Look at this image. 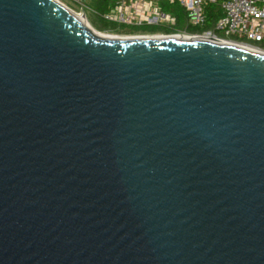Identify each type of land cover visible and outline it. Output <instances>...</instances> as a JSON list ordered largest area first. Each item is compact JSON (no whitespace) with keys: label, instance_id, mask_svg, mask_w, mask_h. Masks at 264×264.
<instances>
[{"label":"water","instance_id":"water-1","mask_svg":"<svg viewBox=\"0 0 264 264\" xmlns=\"http://www.w3.org/2000/svg\"><path fill=\"white\" fill-rule=\"evenodd\" d=\"M0 264H264V51L0 0Z\"/></svg>","mask_w":264,"mask_h":264},{"label":"built area","instance_id":"built-area-1","mask_svg":"<svg viewBox=\"0 0 264 264\" xmlns=\"http://www.w3.org/2000/svg\"><path fill=\"white\" fill-rule=\"evenodd\" d=\"M56 1L90 26L89 15L114 24L154 29L118 34L126 37H206L264 51V0H111L106 11L91 7L88 0ZM209 6H217L223 17L212 28L190 31L189 27H204Z\"/></svg>","mask_w":264,"mask_h":264},{"label":"trees","instance_id":"trees-1","mask_svg":"<svg viewBox=\"0 0 264 264\" xmlns=\"http://www.w3.org/2000/svg\"><path fill=\"white\" fill-rule=\"evenodd\" d=\"M111 0H94L95 3L94 6L98 9H101L102 11H106L107 10V6L109 4ZM208 14H209V18L206 21L204 27L202 28H193V27H189L190 31H197V30H205V29H209L213 27V24L215 23V21L219 20L221 17H223V12L217 7V6H209L208 7ZM92 24V23H91ZM180 24V23H179ZM92 26L94 28H96L99 31H104V29H100L99 27H97L96 25L92 24ZM124 31H115L117 34H130L133 33L131 28H125L123 29ZM142 33L145 32H149L148 28H142L141 29ZM150 30H154V29H150ZM106 31V30H105ZM264 49V46H262Z\"/></svg>","mask_w":264,"mask_h":264},{"label":"rangeland","instance_id":"rangeland-1","mask_svg":"<svg viewBox=\"0 0 264 264\" xmlns=\"http://www.w3.org/2000/svg\"><path fill=\"white\" fill-rule=\"evenodd\" d=\"M67 1V0H65ZM64 1V2H65ZM87 3L93 7L94 4H93V1L92 0H88ZM89 19L90 21L92 22V24L96 25L97 27H99L100 29H104V31H99V32H102L108 36H111V37H126V36H123V35H118V34H114V32H110L108 30H112V31H124L123 29L125 28H131L132 29V32H138V31H142L141 29L142 28H134L132 26H128V25H119V24H114V23H110V22H107V21H104L103 19H100L98 17H95V16H90L89 15ZM94 28V27H93ZM96 29V28H94ZM97 30V29H96ZM106 30V31H105ZM128 37V36H127ZM155 37H161V36H155Z\"/></svg>","mask_w":264,"mask_h":264},{"label":"bare ground","instance_id":"bare-ground-1","mask_svg":"<svg viewBox=\"0 0 264 264\" xmlns=\"http://www.w3.org/2000/svg\"><path fill=\"white\" fill-rule=\"evenodd\" d=\"M86 22V21H85ZM87 23V22H86ZM88 24V23H87ZM89 25V24H88ZM89 27L97 34V35H99V36H101V37H108V38H114V37H111V36H108V35H106V34H104V33H102V32H99L98 30H96V29H94L92 26H90L89 25ZM177 37V36H176ZM186 38H189V39H198V40H212V41H215V42H221L222 43V41H218V40H214V39H208V38H206V37H186ZM223 43H228V44H231L230 42H223ZM233 44V43H232ZM235 45V44H234ZM239 46H241L242 47V45H239ZM244 48L246 47V48H250V49H254V48H251V47H248V46H243ZM256 50V49H255Z\"/></svg>","mask_w":264,"mask_h":264},{"label":"flooded vegetation","instance_id":"flooded-vegetation-1","mask_svg":"<svg viewBox=\"0 0 264 264\" xmlns=\"http://www.w3.org/2000/svg\"><path fill=\"white\" fill-rule=\"evenodd\" d=\"M148 31L150 32L151 30L148 29ZM138 32H141V31H138ZM133 33H134V32H133ZM145 33H147V32H145ZM146 37H155V36H146Z\"/></svg>","mask_w":264,"mask_h":264}]
</instances>
